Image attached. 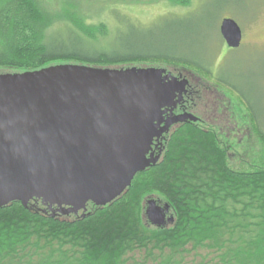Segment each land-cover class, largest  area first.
Listing matches in <instances>:
<instances>
[{"label":"trees","instance_id":"obj_1","mask_svg":"<svg viewBox=\"0 0 264 264\" xmlns=\"http://www.w3.org/2000/svg\"><path fill=\"white\" fill-rule=\"evenodd\" d=\"M112 1L0 0V73L182 61L133 50L132 42L124 43L126 54L115 52L118 23L134 22ZM252 129L262 148L248 163L234 161L236 152L212 128L188 123L173 129L158 162L105 206L89 203L69 215L41 199L0 207V264H264V130ZM150 199L169 206L167 226L148 220Z\"/></svg>","mask_w":264,"mask_h":264},{"label":"water","instance_id":"obj_2","mask_svg":"<svg viewBox=\"0 0 264 264\" xmlns=\"http://www.w3.org/2000/svg\"><path fill=\"white\" fill-rule=\"evenodd\" d=\"M220 31L229 47L241 45L236 20L224 18ZM188 83L161 67L60 63L0 73V207L41 199L69 215L111 203L158 162L155 138L199 120L173 113ZM168 212L148 201L153 225Z\"/></svg>","mask_w":264,"mask_h":264},{"label":"rangeland","instance_id":"obj_3","mask_svg":"<svg viewBox=\"0 0 264 264\" xmlns=\"http://www.w3.org/2000/svg\"><path fill=\"white\" fill-rule=\"evenodd\" d=\"M189 1L188 5L168 0L112 1L113 6L124 7L122 12L134 22L118 21L120 31L112 36L114 51L126 54L124 43L132 42L133 50L182 59L172 61L176 65L171 67L187 70L194 85L207 84L193 107L194 116L236 152L234 161L248 163L262 148L252 127L264 130V0ZM105 17L117 25L113 15L106 12ZM224 18H233L242 28L239 48L225 43L220 31ZM163 61L130 66L166 68Z\"/></svg>","mask_w":264,"mask_h":264},{"label":"flooded vegetation","instance_id":"obj_4","mask_svg":"<svg viewBox=\"0 0 264 264\" xmlns=\"http://www.w3.org/2000/svg\"><path fill=\"white\" fill-rule=\"evenodd\" d=\"M167 68V72L171 71L172 75L178 79H182L184 77L188 78L189 83L186 86V90L183 92V99L177 104V106L174 108L173 113L174 115H182V114H194L193 107L197 105V100H201L202 97L204 96L201 93L202 87L203 86H207V84L203 81H197L198 83H200L199 85H194L192 83V79L189 76V74L186 72L187 70L182 69L179 70L178 68H174V67H166ZM199 75V74H198ZM200 80H202V78H200ZM169 114V113H168ZM168 114H166V117L168 116ZM188 123H197L199 125L202 126H206L202 123V121L199 119L195 122H191V121H184V122H177L175 124H173L170 128V130L167 133H164L163 136L160 139L155 138L153 145H152V153L153 155L159 156L160 158L162 157V154L165 151V145L168 139V136L170 135L171 131L175 128H178L179 126L183 125V124H188ZM207 127V126H206ZM159 143H162L158 146ZM151 153V151H150ZM150 156V155H148ZM159 158V159H160ZM171 216L170 211L167 213L166 215V222H164V224L162 226H167L169 223L168 219ZM161 227V226H160Z\"/></svg>","mask_w":264,"mask_h":264}]
</instances>
